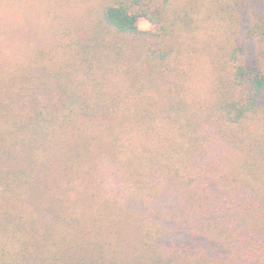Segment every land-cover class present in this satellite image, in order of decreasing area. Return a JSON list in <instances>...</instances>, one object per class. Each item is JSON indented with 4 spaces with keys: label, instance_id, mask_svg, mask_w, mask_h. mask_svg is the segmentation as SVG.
<instances>
[{
    "label": "trees",
    "instance_id": "trees-1",
    "mask_svg": "<svg viewBox=\"0 0 264 264\" xmlns=\"http://www.w3.org/2000/svg\"><path fill=\"white\" fill-rule=\"evenodd\" d=\"M53 1L0 44V264H264V0Z\"/></svg>",
    "mask_w": 264,
    "mask_h": 264
},
{
    "label": "rangeland",
    "instance_id": "rangeland-1",
    "mask_svg": "<svg viewBox=\"0 0 264 264\" xmlns=\"http://www.w3.org/2000/svg\"><path fill=\"white\" fill-rule=\"evenodd\" d=\"M89 1L91 0H69L64 7V14L73 16L76 12L83 10L84 3ZM42 2L45 4L48 3V0H42ZM65 2L66 0L63 1V4ZM37 5L42 6L38 0H28L26 3L12 2L0 6V44H3L4 48L7 49L6 56L10 59L30 58L35 49L44 41L39 38V29L45 23V13ZM138 26L142 30L153 28L143 18L139 20ZM236 44L240 45L245 54L249 56L258 51L257 43L246 38L239 39ZM205 74H207V68L201 65L194 82L197 87H200L201 81L206 79Z\"/></svg>",
    "mask_w": 264,
    "mask_h": 264
}]
</instances>
